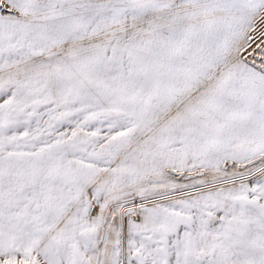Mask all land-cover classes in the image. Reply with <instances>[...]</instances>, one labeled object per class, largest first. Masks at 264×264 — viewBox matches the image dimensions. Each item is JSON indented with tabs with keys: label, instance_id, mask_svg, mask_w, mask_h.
Instances as JSON below:
<instances>
[{
	"label": "snow or ice",
	"instance_id": "1",
	"mask_svg": "<svg viewBox=\"0 0 264 264\" xmlns=\"http://www.w3.org/2000/svg\"><path fill=\"white\" fill-rule=\"evenodd\" d=\"M0 264H264V0H0Z\"/></svg>",
	"mask_w": 264,
	"mask_h": 264
}]
</instances>
